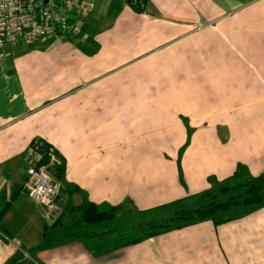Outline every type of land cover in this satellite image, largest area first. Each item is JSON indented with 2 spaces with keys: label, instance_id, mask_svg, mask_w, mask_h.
<instances>
[{
  "label": "crops",
  "instance_id": "obj_1",
  "mask_svg": "<svg viewBox=\"0 0 264 264\" xmlns=\"http://www.w3.org/2000/svg\"><path fill=\"white\" fill-rule=\"evenodd\" d=\"M85 1L69 14L78 36L15 41L0 57V264H31L5 219L14 212L24 231L41 217L22 187L34 137L63 158L55 224L85 201L145 210L236 163L264 171V0ZM77 239L58 264H264V203L96 258Z\"/></svg>",
  "mask_w": 264,
  "mask_h": 264
},
{
  "label": "trees",
  "instance_id": "obj_2",
  "mask_svg": "<svg viewBox=\"0 0 264 264\" xmlns=\"http://www.w3.org/2000/svg\"><path fill=\"white\" fill-rule=\"evenodd\" d=\"M135 11H141L144 0H128ZM186 122V121H185ZM189 128L187 127V132ZM182 147L179 149L180 154ZM42 150L40 158L34 166L46 165L49 172L60 179L64 171L63 158L53 150L55 160L49 163V157ZM209 187L191 196L172 200L160 206L138 210L124 209L121 205H97L85 201L77 206L80 219L87 224L116 223L112 229L119 241L117 245L103 250V253L120 246L137 243L145 238L157 235L172 228L198 222L204 219L214 224L226 221L233 217L237 211L264 203V171L251 175L242 163H236L232 173L220 180L208 178ZM75 189H78L75 187ZM9 202H4L0 209V217L7 209ZM228 210L229 214L224 215ZM127 213V214H126ZM222 213L219 216L216 214ZM126 216L127 219H123ZM92 236L104 237V234H87L72 232L68 238H89ZM3 264H7L4 262Z\"/></svg>",
  "mask_w": 264,
  "mask_h": 264
},
{
  "label": "built area",
  "instance_id": "obj_3",
  "mask_svg": "<svg viewBox=\"0 0 264 264\" xmlns=\"http://www.w3.org/2000/svg\"><path fill=\"white\" fill-rule=\"evenodd\" d=\"M88 8L85 0H0V57L5 56V46L15 41L32 44L62 34L78 36L80 31L69 14ZM45 148L51 163L55 157L48 143L34 137L28 145L35 161ZM22 187L29 199L51 211L60 183L46 165H33L27 169Z\"/></svg>",
  "mask_w": 264,
  "mask_h": 264
},
{
  "label": "rangeland",
  "instance_id": "obj_4",
  "mask_svg": "<svg viewBox=\"0 0 264 264\" xmlns=\"http://www.w3.org/2000/svg\"><path fill=\"white\" fill-rule=\"evenodd\" d=\"M50 175L53 177L51 172ZM23 194H25V192H23ZM38 207L41 217L33 214V220L30 223V227L24 228V231L22 230L19 221L16 219L14 212L12 215H8L5 219L6 223L18 230L17 235L18 237L22 238V241H17L16 246L22 253L26 254L27 260L28 262H31V264H51V258H53L55 264L61 263L59 256L61 252L64 249H69V247L73 245V243L69 244V242H71V238L67 237L68 234L72 232H83L90 234L91 232L96 233L97 231H102L104 237L93 240V244L87 243V238H84L85 241L82 240L83 238L76 240V242L80 243L82 248L86 249L84 250L85 252L87 251V253L91 254V256L95 258L102 255V251L104 250L103 248L109 249L114 245H117L120 241L114 234L110 235L112 233V229L117 227L115 222L109 225H105V223L87 224L80 219V212L77 209L71 210V207L67 206L65 207L66 210L63 212V214L58 217V223H49V219L55 221V219H53L52 213H50V211H46L41 205ZM41 207L43 209H41ZM229 212L231 213L232 210H228L224 213V215L229 214ZM43 213H45V215ZM221 214L222 213H218L216 216ZM122 217L123 219H127L126 216ZM34 239L36 242H33ZM97 242L98 246H96ZM29 243H31V246H27ZM85 246H87V248ZM82 248L78 247L73 248L72 250L76 252L78 249L81 250Z\"/></svg>",
  "mask_w": 264,
  "mask_h": 264
}]
</instances>
